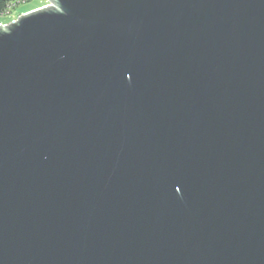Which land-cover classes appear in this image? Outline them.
I'll use <instances>...</instances> for the list:
<instances>
[{"label": "water", "instance_id": "water-1", "mask_svg": "<svg viewBox=\"0 0 264 264\" xmlns=\"http://www.w3.org/2000/svg\"><path fill=\"white\" fill-rule=\"evenodd\" d=\"M0 26V264H264V0H48Z\"/></svg>", "mask_w": 264, "mask_h": 264}, {"label": "rangeland", "instance_id": "rangeland-1", "mask_svg": "<svg viewBox=\"0 0 264 264\" xmlns=\"http://www.w3.org/2000/svg\"><path fill=\"white\" fill-rule=\"evenodd\" d=\"M48 0H31L28 3L21 4L18 8L12 11L10 20H5V23H10L12 19H19L20 17L36 11L40 8L47 6L49 3ZM2 22V21H1Z\"/></svg>", "mask_w": 264, "mask_h": 264}, {"label": "trees", "instance_id": "trees-1", "mask_svg": "<svg viewBox=\"0 0 264 264\" xmlns=\"http://www.w3.org/2000/svg\"><path fill=\"white\" fill-rule=\"evenodd\" d=\"M21 4H23L22 0H0V19L4 21L10 20L11 11L18 8Z\"/></svg>", "mask_w": 264, "mask_h": 264}, {"label": "built area", "instance_id": "built-area-1", "mask_svg": "<svg viewBox=\"0 0 264 264\" xmlns=\"http://www.w3.org/2000/svg\"><path fill=\"white\" fill-rule=\"evenodd\" d=\"M31 0H22V3L24 4V3H28V2H30ZM49 3V2H48ZM47 7H51V4L49 3L47 6H45V7H43V8H40V9H38V10H41V9H45V8H47ZM15 9V8H14ZM12 11H14V10H12ZM11 11V12H12ZM7 15H8V13H7ZM11 16V15H10ZM18 19H12L11 20V22L9 23V24H11V23H13V22H16ZM9 24H2V23H0V26H7V25H9Z\"/></svg>", "mask_w": 264, "mask_h": 264}, {"label": "crops", "instance_id": "crops-1", "mask_svg": "<svg viewBox=\"0 0 264 264\" xmlns=\"http://www.w3.org/2000/svg\"><path fill=\"white\" fill-rule=\"evenodd\" d=\"M1 21H2V22H1ZM0 23H2V24H9V22H8V23H5V21L2 20V19H0Z\"/></svg>", "mask_w": 264, "mask_h": 264}]
</instances>
